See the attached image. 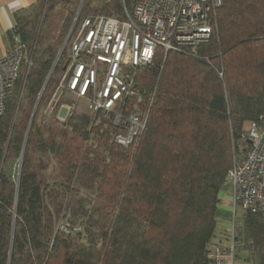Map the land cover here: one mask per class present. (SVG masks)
<instances>
[{"label": "trees", "instance_id": "trees-1", "mask_svg": "<svg viewBox=\"0 0 264 264\" xmlns=\"http://www.w3.org/2000/svg\"><path fill=\"white\" fill-rule=\"evenodd\" d=\"M60 1L37 0L11 32L32 66L0 116V264H215L220 192L248 150L245 122L264 134V0H223L196 55L170 51L140 70L144 96L155 98L144 132L127 147L85 112L38 122L66 64L59 45L73 14L51 29ZM79 2L69 1L72 10ZM85 14L123 18L124 0L88 2ZM40 152L52 154L58 182L47 183ZM67 213L66 224L81 231L60 229ZM235 225V261L264 264V217L244 211Z\"/></svg>", "mask_w": 264, "mask_h": 264}, {"label": "built area", "instance_id": "built-area-1", "mask_svg": "<svg viewBox=\"0 0 264 264\" xmlns=\"http://www.w3.org/2000/svg\"><path fill=\"white\" fill-rule=\"evenodd\" d=\"M222 5L223 0H132L128 6L124 0L123 18L103 14L81 18L77 13L59 52L66 53V64L46 104L47 113L59 121L79 113L75 102L63 98L64 91L74 92L86 100L93 121L111 125L114 143L131 145L144 132L155 98V91L144 96L140 70L153 67L158 56L170 51L196 55L210 40ZM15 30L13 26L12 33ZM31 66L32 57L14 34L10 50L0 56V116L22 71ZM62 107L68 108L66 118L59 117ZM248 128V150L230 169L227 183L235 205L264 217V134L251 122ZM60 229L74 234L82 226L64 224ZM210 256L215 264H235V244H218Z\"/></svg>", "mask_w": 264, "mask_h": 264}, {"label": "rangeland", "instance_id": "rangeland-1", "mask_svg": "<svg viewBox=\"0 0 264 264\" xmlns=\"http://www.w3.org/2000/svg\"><path fill=\"white\" fill-rule=\"evenodd\" d=\"M70 1V0H69ZM69 1H60V3L57 6V9L54 11L53 16L51 17V21L53 22V24L51 25V29L54 26V23H59V24H63L64 19H68L72 14H73V20L72 23L74 22V19L77 15V13H81L80 17L82 18L83 16H85V7L86 4L89 2V7H101L106 0H83L82 4L81 0L79 2V5L77 8H72L70 7L71 3L69 4ZM85 4V7L82 9V5ZM26 15L29 16L31 14V9L27 10ZM89 15H96V14H89ZM87 16V15H86ZM48 25V24H47ZM80 26V19H78L77 24H76V29H78ZM48 26L43 29L47 30ZM42 36V35H41ZM50 40V39H49ZM49 40H47V42H49ZM64 41V40H63ZM63 45V42L59 45V49H61ZM66 54V53H65ZM61 76H63V73L59 74H55L54 78H55V82L52 83L49 86V90L46 92V96L44 101H42V105L40 107V112L38 114V122L39 123H43V124H52V121L55 120L54 114H52L51 116H49V114L46 111V104L48 102V97L50 98L51 94L54 91L55 88V84H57L61 78ZM44 93V92H43ZM42 93V94H43ZM65 101H69V102H75L78 106L77 110L80 112H85L87 113V102L85 99L80 98L76 93H72L69 91H64V97ZM78 113V112H77ZM68 114V108L67 107H62L59 117L60 118H66V115ZM250 126V125H249ZM247 129H249L248 127H246ZM241 142V148H244L248 145L246 140H240ZM242 153H244L242 151ZM240 153V156H243V154ZM38 162L41 164V172L44 175V177L46 178L47 183L49 184H54L56 182H58V180H60V175H59V171H58V167L56 165V162L52 156L51 153L46 152V153H38ZM44 165H46V167H44ZM225 187H230L229 185H225ZM83 193H85V191H82ZM229 213L226 214L228 211L223 210V215L220 221V225L218 228V236L216 241L214 242V245H218V244H225L227 246H232L233 244L236 245V243H238V239H236L235 235H236V222L238 224L241 223L242 221V214H243V209L240 208V206L235 205V203H230L229 206ZM226 212V213H225ZM68 219H70L69 214L67 213L65 215V217H63L60 222L59 225H64L66 224V222H68ZM215 248V247H213ZM236 252H237V247H236ZM248 264L246 263L243 259H242V255L240 257H236V261L235 264Z\"/></svg>", "mask_w": 264, "mask_h": 264}, {"label": "crops", "instance_id": "crops-1", "mask_svg": "<svg viewBox=\"0 0 264 264\" xmlns=\"http://www.w3.org/2000/svg\"><path fill=\"white\" fill-rule=\"evenodd\" d=\"M36 2L37 0H0V56L6 54L12 46L11 32L16 24V15L31 9ZM249 125L250 122L247 121L244 127H249ZM225 185L230 187H225ZM220 198L221 211L223 213V210H226L228 212L225 213L228 214L230 203L234 204L233 190L230 184L223 185Z\"/></svg>", "mask_w": 264, "mask_h": 264}, {"label": "water", "instance_id": "water-1", "mask_svg": "<svg viewBox=\"0 0 264 264\" xmlns=\"http://www.w3.org/2000/svg\"><path fill=\"white\" fill-rule=\"evenodd\" d=\"M83 2V0H81V3ZM81 5V4H80ZM45 87V86H44ZM44 87H43V89H44ZM43 89H42V91H41V93L43 92ZM41 93H40V95H41ZM36 108H37V106H35V109L33 110V113H32V116H31V120H30V124H29V127L31 126V122H32V120H33V117H34V114H35V111H36ZM29 131V130H28ZM28 131H27V134H28Z\"/></svg>", "mask_w": 264, "mask_h": 264}]
</instances>
